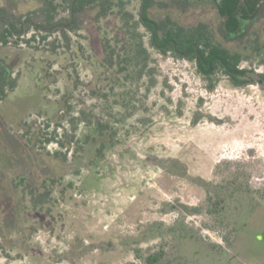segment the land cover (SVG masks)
I'll return each instance as SVG.
<instances>
[{"label":"rangeland","instance_id":"obj_1","mask_svg":"<svg viewBox=\"0 0 264 264\" xmlns=\"http://www.w3.org/2000/svg\"><path fill=\"white\" fill-rule=\"evenodd\" d=\"M140 5L133 0L128 9L137 15ZM36 6L37 0H0V8L24 17ZM165 12L157 7L153 14ZM175 15L188 24L218 19L210 3ZM256 27L264 29V16ZM79 33L72 34L75 48L78 41L86 47L78 56H57L50 44L56 36L45 38L34 27L0 44V56L18 76L17 87L0 100V264H140L132 249L160 242H146L150 237H187L176 244L195 264H226L197 241L200 235L225 245L222 232L209 228V215L188 214L181 205H203L202 183H219L235 168L247 173L252 188H264V89L236 87L217 73L209 90L195 62L157 52L145 32L153 77L135 85L138 94L123 112L128 118L117 126L118 144L97 156L96 145L84 141L86 124L75 119L92 107L91 90L100 80L95 59L88 57V34ZM241 66L264 73V62L255 55ZM65 99L70 113L60 120ZM64 131L74 136L69 150L56 142ZM162 159L181 164H168V170L160 167ZM23 175L37 192L45 190L41 181L49 180L42 211L32 209L31 193L19 181ZM10 206L17 216L9 215ZM41 213L52 226L35 230ZM242 221L247 226L226 249L231 264L264 258V206Z\"/></svg>","mask_w":264,"mask_h":264},{"label":"trees","instance_id":"obj_2","mask_svg":"<svg viewBox=\"0 0 264 264\" xmlns=\"http://www.w3.org/2000/svg\"><path fill=\"white\" fill-rule=\"evenodd\" d=\"M131 1L37 0V6L25 17L0 8V44L8 43L11 36L21 38L34 27L45 32V38L56 36L50 44L52 52L57 56H78L80 52L85 53L86 46L78 41L75 48L72 34L79 36L82 30L88 34L85 37L91 50L88 57L95 59L100 80L91 90V100L94 101L92 107L82 109L75 119L86 124L88 131L84 141L96 145L97 156L104 155L105 151L118 144L117 126L128 118L123 112L132 97L138 94L135 85L145 78L150 80L153 77L154 69L150 65L151 55L145 45V32L149 34L151 47L157 52L195 62L198 73L208 82L209 90L215 87L217 73L226 75L236 87L260 84L251 73L259 74L264 80V73H256L241 66L251 55L264 62V29L256 27L264 16V0H140L137 15L128 9ZM203 3H210L216 8L217 22L198 21L188 24L181 22L175 15L187 14ZM157 7L164 9L166 14L154 15L153 11ZM87 20L89 26L86 25ZM60 42H63L65 48L62 53L58 51ZM17 85L18 76L14 75L13 64L0 56V100H6ZM68 101L65 99L64 104L68 105ZM68 107L60 108L63 111L60 120L70 113ZM73 126L76 128L74 122ZM73 137L64 131L57 140L56 137L48 138L46 142L56 140L61 148L69 150ZM37 141L38 134H35L34 145ZM168 164L180 166L181 163L177 159H162L160 167L170 170ZM235 170L219 183H202L207 194L203 205H181L188 214L203 212L209 215L213 222L209 228L222 232L225 245L209 240L207 242L200 235L197 241L224 259L226 264L234 260L226 249L235 246L237 238L247 226V221L242 220L248 219L264 206V188H252L247 173L238 168ZM48 181L44 179L40 183L45 188L43 192H37L38 187H31L34 211H42L49 202ZM40 222L34 225L35 230L40 226H52L44 214ZM170 230L176 233L178 228ZM150 238L146 242L151 243L154 239L160 242L155 246L148 245L146 249L142 246L132 249L140 264H195L176 244L187 237ZM251 264H264V258L252 261Z\"/></svg>","mask_w":264,"mask_h":264},{"label":"flooded vegetation","instance_id":"obj_3","mask_svg":"<svg viewBox=\"0 0 264 264\" xmlns=\"http://www.w3.org/2000/svg\"><path fill=\"white\" fill-rule=\"evenodd\" d=\"M27 179H28V178H25L24 175H23L22 177H21V176L19 177V181H20V182H25L23 188H25L26 190H29V192L31 193V187H27V184H26ZM23 180H24V181H23ZM21 185H22V184H21ZM19 187H20V186H19ZM3 203H9V202H3ZM9 204H11V203H9ZM8 210H9V211L11 210V212L9 213L10 216H12V217L17 216V215L14 214V213H15V208H14V206H10V207L8 208ZM5 215H7V214H5ZM12 230H13V229H10V230H8V231H5L4 233H8V232H10V231H12ZM2 236L5 237L4 234H2ZM0 237H1V236H0Z\"/></svg>","mask_w":264,"mask_h":264},{"label":"water","instance_id":"obj_4","mask_svg":"<svg viewBox=\"0 0 264 264\" xmlns=\"http://www.w3.org/2000/svg\"><path fill=\"white\" fill-rule=\"evenodd\" d=\"M251 76L256 79V81H259V85L261 86L262 89H264V80L262 79V77L259 74H252Z\"/></svg>","mask_w":264,"mask_h":264}]
</instances>
